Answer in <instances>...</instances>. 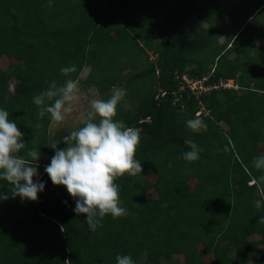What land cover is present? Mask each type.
Wrapping results in <instances>:
<instances>
[{"label": "trees", "instance_id": "16d2710c", "mask_svg": "<svg viewBox=\"0 0 264 264\" xmlns=\"http://www.w3.org/2000/svg\"><path fill=\"white\" fill-rule=\"evenodd\" d=\"M173 1L0 0V58L12 60L0 66V108L27 147L40 150L33 179L45 184L33 202L12 198V185L0 179V194H9L0 195V264H117V255L135 264H264V206L255 207L261 196L250 186L261 175L253 160L264 155V0H255L234 32L221 30V46L203 34L215 66L207 84L233 79L239 89L198 96L180 91L176 78L209 72L204 57L205 64L187 69L192 17L185 12L196 0ZM221 1L204 0L200 12L213 17ZM72 64L74 80L90 67L83 84L96 86L101 99L117 85L126 89L116 119L142 129L135 155L142 173L116 180L127 214L105 216L96 231L73 211L66 187L45 172L55 155L51 144L67 145L61 133L50 134L49 115L40 118L33 103L49 82L62 84L60 69ZM194 118L207 130H190L186 122ZM185 140L202 149L197 161L183 159Z\"/></svg>", "mask_w": 264, "mask_h": 264}, {"label": "clouds", "instance_id": "9594fccd", "mask_svg": "<svg viewBox=\"0 0 264 264\" xmlns=\"http://www.w3.org/2000/svg\"><path fill=\"white\" fill-rule=\"evenodd\" d=\"M60 71L66 77L62 84L53 80L33 97L39 117L48 114L50 120L56 123L64 121L65 115L73 111V105L81 98L78 81L70 75L77 72V67L72 64L62 67ZM235 89H239V86ZM9 91L14 92V87L10 85ZM186 91L190 92L188 89ZM126 95V89L114 87L107 100L92 99L90 109L81 118L82 126L62 137L67 147L59 148L61 141L53 142L50 146L55 155L45 166V172L54 185L66 187L76 202L73 211L77 216L86 215L85 222L91 231L103 227L102 220L109 214L113 219L127 214V209L121 206L120 186L116 180L126 174L134 177L143 171L142 163L135 158L142 129L129 127L123 120L116 119L117 107ZM186 123L193 132L207 130V125L199 118ZM185 144L190 150L183 153V159L189 163L197 161L202 149L191 140H185ZM27 146L16 121L10 119L7 110L0 108V179L12 185V198L35 202L38 193L44 191L45 184L33 179L39 175L40 150ZM25 149L26 152L21 155ZM253 167L261 173L250 180V186H255L261 196V199L253 202L259 210L264 206V155L254 158ZM0 195L3 196L2 200L9 198L8 193ZM258 223L264 224V216L259 217ZM61 230L64 231L63 225ZM116 262L135 264L130 255H117ZM65 264H70V261Z\"/></svg>", "mask_w": 264, "mask_h": 264}, {"label": "rangeland", "instance_id": "374dc122", "mask_svg": "<svg viewBox=\"0 0 264 264\" xmlns=\"http://www.w3.org/2000/svg\"><path fill=\"white\" fill-rule=\"evenodd\" d=\"M203 2L204 0H196L192 5L191 10L185 12L187 16L190 15L192 17V31L190 34V42L186 47L188 56L190 58V63L188 64L187 69L196 68L200 61H203L201 59H203L204 57L207 63L205 64L204 61L203 63L205 65H208L207 68L209 70V72L205 73L204 76L208 77V75L212 73L215 66L211 64L212 57L210 56V48L206 45V39L203 34L209 32L211 35H213V38H215L214 40L216 41V44L221 46L223 43H225V32H234L236 29H238L239 23H242L244 19L248 17V13H251L250 11L253 8L252 4H254L255 0H226V2L221 3L222 5H220L221 11L215 8V15L213 17L203 16V11L200 12V7ZM220 2L222 1L220 0ZM159 27L154 29L157 40L159 38ZM221 30H225V32ZM262 44L263 40H260L258 42V45L260 46ZM229 46L230 45L226 46V48H224V51H226ZM203 49H205V51H203ZM257 50L258 47L255 49V51ZM148 56L151 60L154 61L158 59V55L152 51L148 53ZM234 56L235 54H232L230 57L233 58ZM208 60L210 64L208 63ZM10 61L12 60L6 57L0 58V66L3 69H6L9 66ZM89 71L90 67L86 66L77 79L78 87L80 88V101L73 105V111L65 115L64 121L59 123L52 121L49 128V132L51 135L61 133L64 136L69 134L73 130H77L82 126L81 118L85 116L87 111L90 109V101L92 99H101L102 96L96 86L83 84V81L86 79ZM233 83L234 85H236L234 81ZM121 87V85H117L116 88ZM223 126L227 127L225 124H223ZM261 152H264V146L261 147ZM43 159L47 161V156L43 157ZM152 179H154V177ZM162 264L168 263L164 261Z\"/></svg>", "mask_w": 264, "mask_h": 264}, {"label": "built area", "instance_id": "2783aa9c", "mask_svg": "<svg viewBox=\"0 0 264 264\" xmlns=\"http://www.w3.org/2000/svg\"><path fill=\"white\" fill-rule=\"evenodd\" d=\"M176 78L179 82V90L185 91L189 90V94L193 95H200L204 92H209L213 88H220V87H227V88H238V85H234L233 81L228 80L224 81L223 79L220 80L217 84H207L206 81L208 77H202V78H193L188 73L183 74H177Z\"/></svg>", "mask_w": 264, "mask_h": 264}, {"label": "crops", "instance_id": "0c3cea01", "mask_svg": "<svg viewBox=\"0 0 264 264\" xmlns=\"http://www.w3.org/2000/svg\"><path fill=\"white\" fill-rule=\"evenodd\" d=\"M168 1V0H167ZM173 4H174V1L173 0H169V2H166V7L167 6H170V7H172L173 6Z\"/></svg>", "mask_w": 264, "mask_h": 264}]
</instances>
